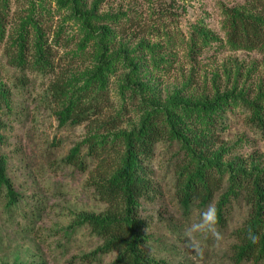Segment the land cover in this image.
<instances>
[{"label": "rangeland", "instance_id": "374dc122", "mask_svg": "<svg viewBox=\"0 0 264 264\" xmlns=\"http://www.w3.org/2000/svg\"><path fill=\"white\" fill-rule=\"evenodd\" d=\"M62 2L0 0V89L6 92L0 155L19 195L9 205L6 191H0V264H114L118 253L101 252L105 240L86 221L110 210L95 186L99 161L91 156L88 139L115 140L116 148L101 157L111 173L125 151L121 137L139 130L154 109L174 112L180 138L159 142L144 162L155 192L136 208L146 258L153 264H264L238 262L235 254L236 232L255 214L248 188L264 173V122L254 112L260 107L264 120V46L247 50L228 42L231 11L264 22V0ZM23 24L31 27L28 62L19 66L11 54H17L14 42ZM38 28L52 53V67L45 70L32 63ZM103 54L119 60L115 71L105 74L103 113L81 124L62 122L58 112ZM73 77L71 91L57 98L53 86ZM128 78L144 88H124ZM209 105L219 109L209 111ZM114 117L119 126L110 132L103 126ZM200 138L207 139L203 148L194 145ZM76 147L78 165L67 162ZM186 168L223 177L210 202L216 208L231 189V175L243 179L224 207L225 223L218 225L222 240H202V258L187 246L184 232L210 203L184 207Z\"/></svg>", "mask_w": 264, "mask_h": 264}, {"label": "trees", "instance_id": "16d2710c", "mask_svg": "<svg viewBox=\"0 0 264 264\" xmlns=\"http://www.w3.org/2000/svg\"><path fill=\"white\" fill-rule=\"evenodd\" d=\"M68 0H63L66 4ZM254 2V0H249ZM256 1V0H255ZM261 1V0H258ZM264 12V3L261 5ZM230 27L228 31V42L234 46H240L247 50H255L264 46V22L251 18L243 13L231 11ZM23 24V32L19 35L14 46L17 49V54L12 53L13 62L19 66H26L27 56L26 38L29 33V28ZM36 28V27H35ZM35 30V29H34ZM37 30V31H36ZM36 39L32 43L34 48L33 61L35 68L40 70L52 67V53L47 47L44 40V33L41 28L36 29ZM31 46V47H32ZM32 50V48H31ZM98 55L101 59L96 63V71L86 79L84 86L73 94L72 100L58 112L61 121L66 123L81 124L86 121L90 115H101L105 109L103 102L106 98L108 90L106 89L105 74L109 71H115V64L118 58H105V54ZM132 66V65H131ZM137 67L134 68V71ZM81 79V78H79ZM76 78L67 79L53 86L52 92L57 98H61L71 91ZM127 80L129 81L127 84ZM132 79H126L124 88H144L141 83L131 82ZM130 83V84H129ZM122 86V87H123ZM2 98L6 99V92L0 89V107ZM61 101V100H59ZM226 106L229 103L224 101ZM209 111H217L218 105L207 106ZM148 110V109H147ZM255 118L259 123L264 120L261 117L260 107L254 109ZM88 116V117H87ZM174 112L167 110H151L146 113L142 120V125L139 130L132 134H126L121 139L124 143V152H119L116 167L111 173H106V160L101 157L104 154L110 155L111 149L116 148V143L110 139H102L91 137L88 142H91V156L99 161L97 169H95V186L99 196L103 201L110 205V210L107 216L88 217L86 221L91 225L93 231L105 240V247L101 249L105 252H117L118 257L114 264H153L154 262L147 259L144 252L140 248L142 243L143 233L139 221L135 220L136 208L139 201L143 198L151 199L154 189L151 180L145 174V161H149L155 151L156 145L161 141H173L180 138V132L174 126ZM118 117L111 118L108 123L104 124V128L108 131L118 128ZM207 120V126H209ZM210 131V130H209ZM3 137L0 134V140ZM207 139L200 138L194 142V145L200 148L205 147ZM209 144V142H208ZM206 143V148H207ZM79 148L76 147L67 157V162L70 164H79ZM191 156V155H190ZM120 158V159H119ZM81 165V164H80ZM186 168L187 180L182 188V204L188 208L194 202H201L204 206L209 204L215 193L219 190L218 182L223 181V177H217L205 168H195L189 170ZM102 170H104L102 172ZM111 174V175H110ZM231 189L222 196L217 210L219 216V224L225 223V205L231 201L232 195L236 193L235 188H241L243 179H238L237 174L231 175ZM6 191L9 199V205L15 204L18 200V193L15 191L12 181L7 172L6 157L0 155V191ZM250 204L253 205L255 214L252 219L247 221L246 225L239 229L236 234L238 245L236 249V258L238 262L254 260H264V173L256 177L252 187L248 188ZM155 193V192H154ZM236 198L237 196H233ZM122 204V207H121ZM251 229L259 235V240L256 244H252L247 239V233Z\"/></svg>", "mask_w": 264, "mask_h": 264}, {"label": "clouds", "instance_id": "9594fccd", "mask_svg": "<svg viewBox=\"0 0 264 264\" xmlns=\"http://www.w3.org/2000/svg\"><path fill=\"white\" fill-rule=\"evenodd\" d=\"M218 210L214 204H209L199 213V219L185 228L184 235L187 239V246L192 250L196 257L202 258L204 247L202 240L212 238L217 243L222 240V234L219 230ZM247 239L250 243L256 244L259 235L249 229Z\"/></svg>", "mask_w": 264, "mask_h": 264}]
</instances>
